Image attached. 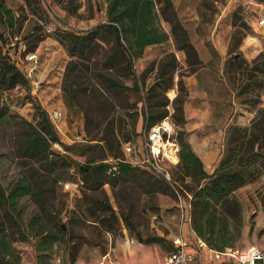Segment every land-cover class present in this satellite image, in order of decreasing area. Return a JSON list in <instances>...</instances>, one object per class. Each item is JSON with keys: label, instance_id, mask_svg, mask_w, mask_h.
Listing matches in <instances>:
<instances>
[{"label": "rangeland", "instance_id": "obj_1", "mask_svg": "<svg viewBox=\"0 0 264 264\" xmlns=\"http://www.w3.org/2000/svg\"><path fill=\"white\" fill-rule=\"evenodd\" d=\"M171 1L200 62L188 64L185 52L177 48L176 35L164 18L169 11L162 14L159 9L162 1L156 5L158 22L168 38L146 46L133 59L132 73L124 58L110 59L115 49L111 33L100 30L89 36L83 52L67 33L82 35L105 22L103 0H0V53L24 75L15 85L0 83V185L7 191L23 176L34 180V173L42 181L50 214L45 216L36 196L26 195L18 199V221L26 228L37 216L54 231L56 224L65 231L56 233L51 247L41 251L35 237L11 239L19 264H90L110 248L123 253L125 235L135 240L134 247L151 249L161 259L172 249L174 235L191 232V219L186 216L194 182L180 160H163L170 180L144 163L135 166V174L97 176L94 181L79 168L89 161L124 159L126 141L138 148L151 99H159L156 109L167 111L171 140L179 149L182 136L204 155L216 156L217 164L229 127L245 121L239 108L257 111L261 106L263 88L251 85L243 94L246 99H260L257 104L242 103L237 88L252 60L260 53L264 57V26H258L264 18V2ZM246 50L254 53L250 60L243 55ZM169 53L174 54L176 66L158 79L159 65ZM232 55L247 61L241 70L230 68ZM256 75L264 79L260 72ZM186 79H200L209 94L190 89ZM164 80L170 83L165 90ZM35 105L45 112L58 137L41 157L23 150L25 136L40 120ZM144 153L137 152L136 159ZM232 195L242 216L240 236L232 247L254 244L264 250V174ZM0 214L8 227L3 210ZM151 236L163 239L143 243Z\"/></svg>", "mask_w": 264, "mask_h": 264}, {"label": "trees", "instance_id": "obj_2", "mask_svg": "<svg viewBox=\"0 0 264 264\" xmlns=\"http://www.w3.org/2000/svg\"><path fill=\"white\" fill-rule=\"evenodd\" d=\"M162 1L159 9L162 14L169 11L170 15L164 18L170 23L172 33L176 35L177 48L185 52L188 64L200 62L195 47L188 39L186 30L175 13L171 0H103L105 22L98 23L82 35L73 30L67 33L75 38V46L81 52L84 51L85 40L89 36L100 30L111 33L115 40V49L110 59L116 55L124 58L125 68L133 73V59L139 57L146 46L161 43L168 38V34L158 22L159 12L156 5ZM260 1L264 2V0ZM165 58L159 65L158 79L174 70L176 66L173 53L167 54ZM230 62V68L235 66L238 70H241L243 64L247 63L241 56L236 58L235 55L231 56ZM257 71L264 76L263 53L253 59L250 67L246 69V79H239L237 95L242 103L257 104L261 101L258 98H244L243 94L251 85L263 88L259 92V97H264V79L257 77ZM20 79H24V75L0 53V83L15 85ZM158 84L161 85V82ZM161 86L165 90L170 87V83L164 80ZM158 105H160L159 99H151V113L145 116L148 124L158 122L167 115L166 110L159 111L155 108ZM35 109L40 120L37 126H33L25 136L23 150L30 155L41 157L49 148L50 141H57L58 137L45 112L39 105H35ZM178 156L185 175L190 176L194 182L191 188L190 214L188 215L191 219L192 231L196 237L202 238L213 249L222 250L225 247H232L240 236L242 225L241 206L232 192L264 174V105L258 107L249 125L234 124L229 127L222 156L211 173L204 169L203 162L190 143L182 136ZM114 157L113 162L109 160L96 163L89 161L81 164L80 172L87 180L94 181L97 176L103 179L108 175L111 177L112 175L135 174V166H141L124 161L123 158ZM32 175L34 180L23 176L7 191L0 185V210H3L9 223L6 227L1 221L0 214V254L4 256V259H0V264H19V256L15 255L11 247V239L15 240L17 235L21 236V240L28 236L37 238L36 249L41 251L51 247L56 239V233L65 232L60 224H56L57 231H54L47 221L37 216L29 220L26 228L18 221L16 217L20 215V212L16 210L18 199L26 195L36 196L45 216L49 217L50 214L45 203V189L42 181H39L34 173ZM162 239L159 236H151L147 237L143 243Z\"/></svg>", "mask_w": 264, "mask_h": 264}, {"label": "built area", "instance_id": "obj_3", "mask_svg": "<svg viewBox=\"0 0 264 264\" xmlns=\"http://www.w3.org/2000/svg\"><path fill=\"white\" fill-rule=\"evenodd\" d=\"M259 24L264 26V19L259 20ZM56 116V113H55ZM172 125L168 117L153 124H148L146 120L142 129L139 146L131 141L122 144L125 158L131 164H145L154 172L160 174L164 179L170 180L168 169L163 165V160L167 159L171 163L179 160V147L175 140H171ZM142 159H136L137 152L142 153ZM189 216L186 218L189 221ZM174 248L169 251L163 264H203L200 252L204 251L206 264H264V251L257 245H248L243 248L225 247L216 250L209 247L206 242L196 237V240H189L183 235H176L173 240ZM106 256H103L100 264H105Z\"/></svg>", "mask_w": 264, "mask_h": 264}, {"label": "crops", "instance_id": "obj_4", "mask_svg": "<svg viewBox=\"0 0 264 264\" xmlns=\"http://www.w3.org/2000/svg\"><path fill=\"white\" fill-rule=\"evenodd\" d=\"M258 6L260 9H263L262 3L259 2ZM261 19H264V18H261ZM258 26H262V25L258 24ZM243 55L248 60H250L251 58L254 57V53L251 52L250 50H246L243 53ZM186 83L190 86V89L192 87H196V88L200 89L201 92L209 94V90H208L209 88L206 86L207 84H203L200 79H186ZM263 105H264V99H263V102L261 103V106H263ZM239 109L242 110L240 116H242L245 121L243 123L238 122V124H240V125L248 124L251 121V119L253 118L256 110H250V109H245V108H239ZM192 147H193V150L195 151V153L199 156V158L203 162L205 170L207 172L211 173L210 170H212L217 164V157L213 156L211 154H207V153L204 155V153L200 152L199 148L193 143H192ZM124 233H125V229H124ZM180 234L189 240H192V241L196 240V235L192 230H191V232L188 231L187 234H184V232H181ZM175 236L176 235H174V237ZM173 238H172V240H173ZM125 243H126L127 247L125 248L123 253L120 252L118 247L114 248V249L110 248V250L108 252H106L105 254H103L101 256V258L97 260V262H93V263L91 262L90 264H100L103 256H106L105 264H163L164 258L166 256V254L168 253L167 252L160 259L156 255H154V253L151 249H148L145 247H137V248L134 247L133 245H135L136 242L133 238H129L128 235H125ZM112 250H113V252H112ZM114 255L116 257H114ZM204 256H205V252L201 251L200 252L201 261L203 262V264H206L205 260H204ZM56 261L58 262L59 259H56ZM32 264H36V263H32Z\"/></svg>", "mask_w": 264, "mask_h": 264}, {"label": "water", "instance_id": "obj_5", "mask_svg": "<svg viewBox=\"0 0 264 264\" xmlns=\"http://www.w3.org/2000/svg\"><path fill=\"white\" fill-rule=\"evenodd\" d=\"M236 56H238V55H236ZM0 259H4V256L2 254H0Z\"/></svg>", "mask_w": 264, "mask_h": 264}]
</instances>
